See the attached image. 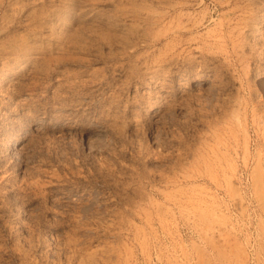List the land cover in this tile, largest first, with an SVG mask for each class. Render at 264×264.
I'll return each mask as SVG.
<instances>
[{
  "label": "rangeland",
  "instance_id": "obj_1",
  "mask_svg": "<svg viewBox=\"0 0 264 264\" xmlns=\"http://www.w3.org/2000/svg\"><path fill=\"white\" fill-rule=\"evenodd\" d=\"M0 264H264V0H0Z\"/></svg>",
  "mask_w": 264,
  "mask_h": 264
}]
</instances>
